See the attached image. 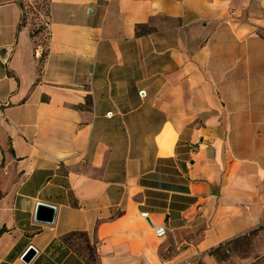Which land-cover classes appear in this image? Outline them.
I'll return each mask as SVG.
<instances>
[{
	"label": "crops",
	"instance_id": "1",
	"mask_svg": "<svg viewBox=\"0 0 264 264\" xmlns=\"http://www.w3.org/2000/svg\"><path fill=\"white\" fill-rule=\"evenodd\" d=\"M22 18L0 0V264H220L264 230V0H50L40 57Z\"/></svg>",
	"mask_w": 264,
	"mask_h": 264
},
{
	"label": "rangeland",
	"instance_id": "2",
	"mask_svg": "<svg viewBox=\"0 0 264 264\" xmlns=\"http://www.w3.org/2000/svg\"><path fill=\"white\" fill-rule=\"evenodd\" d=\"M23 18L30 25H41L45 20L47 0H20ZM72 244L75 243L71 237ZM84 248L83 239L78 236V251ZM215 259L220 264H264V230L254 231L239 238L225 249L216 252Z\"/></svg>",
	"mask_w": 264,
	"mask_h": 264
},
{
	"label": "trees",
	"instance_id": "3",
	"mask_svg": "<svg viewBox=\"0 0 264 264\" xmlns=\"http://www.w3.org/2000/svg\"><path fill=\"white\" fill-rule=\"evenodd\" d=\"M49 2L50 0H47V11L45 13V20L44 22L37 26V25H31L32 30H31V35L33 36V38H35V40H37V45L41 46L43 48V53L45 52V48H46V44L49 38V30H48V24L49 21L47 20V16H48V9H49ZM21 6V3H20ZM22 9V6H21ZM22 17H23V9H22ZM27 20H24V18H22L21 20V25H23L24 23H26ZM74 234L68 235L67 237H65V241H69L71 239V237H73ZM78 236L81 237L83 239L84 242V248L88 251L90 257L92 255L91 249L88 248L87 244L85 243V235L82 233H78ZM217 249L211 250L210 254L215 255V253L217 252ZM91 252V253H90Z\"/></svg>",
	"mask_w": 264,
	"mask_h": 264
},
{
	"label": "water",
	"instance_id": "4",
	"mask_svg": "<svg viewBox=\"0 0 264 264\" xmlns=\"http://www.w3.org/2000/svg\"><path fill=\"white\" fill-rule=\"evenodd\" d=\"M55 214L56 209L54 206L44 203H37L34 212V221L39 224L50 226L54 223ZM34 253H36V251L32 247H29L22 257L23 262L28 264L33 258Z\"/></svg>",
	"mask_w": 264,
	"mask_h": 264
},
{
	"label": "built area",
	"instance_id": "5",
	"mask_svg": "<svg viewBox=\"0 0 264 264\" xmlns=\"http://www.w3.org/2000/svg\"><path fill=\"white\" fill-rule=\"evenodd\" d=\"M37 48H38V49H37V52L35 53V55L40 57V56L42 55V53H43V48H42L41 46H38ZM140 216H141L142 218H145V217H147V214H146V213H142V214H140ZM151 229H152V231H153V234H154L155 237H157V238L163 237L164 234H165V229H164V227H162V226H156V227H153V226H152Z\"/></svg>",
	"mask_w": 264,
	"mask_h": 264
}]
</instances>
